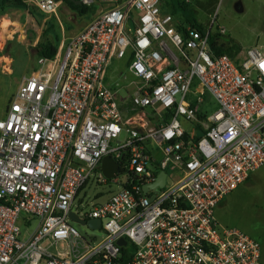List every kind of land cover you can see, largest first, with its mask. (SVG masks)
<instances>
[{
    "label": "built area",
    "instance_id": "built-area-1",
    "mask_svg": "<svg viewBox=\"0 0 264 264\" xmlns=\"http://www.w3.org/2000/svg\"><path fill=\"white\" fill-rule=\"evenodd\" d=\"M106 2L55 58H39L0 120V264H121V239L135 248L124 264H261L259 241L216 209L264 166V48L217 55L210 30L180 32L161 0ZM30 4L47 16L59 7ZM113 59H129L138 80L133 107L168 122L126 120L106 84ZM106 156L127 182L88 208L93 179L120 184L103 174ZM171 168L178 179L167 173L164 188L144 193ZM72 213L101 220L104 238L87 240Z\"/></svg>",
    "mask_w": 264,
    "mask_h": 264
},
{
    "label": "rangeland",
    "instance_id": "rangeland-1",
    "mask_svg": "<svg viewBox=\"0 0 264 264\" xmlns=\"http://www.w3.org/2000/svg\"><path fill=\"white\" fill-rule=\"evenodd\" d=\"M13 1L8 0V3ZM21 1L31 5L30 0ZM180 1L189 4L197 22L204 30H210L220 45L229 47V39H233L242 48V52L233 57L235 60L245 59L248 50L264 48V0ZM56 2L59 5L57 14L51 16L42 17L39 11V15L34 16L27 10L10 7L0 10V120L5 119L23 77L37 68L40 50L46 45H55V36L62 40L77 35L88 21L94 20L109 6L106 0H97L84 13L73 8L69 0ZM161 2L169 12L172 11L171 0ZM175 20L178 24L191 27L182 14L176 16ZM62 55L63 52L56 59L60 61ZM129 65V59H113L106 75V84L116 90V99L126 120L135 118L133 122H136L138 129V124L144 123L149 129L156 128L161 122L151 110H138L131 104L138 80L130 73ZM127 136V133H123L121 140ZM148 149L151 150V144H148ZM166 172L176 179L181 176L175 168ZM119 179L120 184L109 181L105 185L93 179L81 198H85L88 208L102 205L121 191L122 185L127 182V175L121 173ZM218 211L224 226L239 229L259 241L261 264H264V166L254 172L243 186L226 196ZM74 227L89 241H100L105 236L104 231L92 230L87 225L75 223Z\"/></svg>",
    "mask_w": 264,
    "mask_h": 264
},
{
    "label": "trees",
    "instance_id": "trees-1",
    "mask_svg": "<svg viewBox=\"0 0 264 264\" xmlns=\"http://www.w3.org/2000/svg\"><path fill=\"white\" fill-rule=\"evenodd\" d=\"M80 0H69V4L75 8L76 10H80L83 11L85 13V10L87 9V6L83 7L84 5H77L76 2H78ZM162 3V2H161ZM163 4V3H162ZM164 5V4H163ZM8 7L10 8H15V9H19V10H27L29 11L30 14L34 15V16H38V10L31 6L28 5L27 3H24L21 0H14L11 3H8V0H0V10H4L7 9ZM171 9H172V14L174 16V18L176 16H178L179 14H182L186 20V22L195 29H198L201 32H205L206 30H204V28L197 22L196 18H195V13L193 11V9H191V7L189 6V4H187L186 2H182L180 0H171V5H170ZM170 9V8H169ZM41 15V14H40ZM42 17L44 16L43 14L41 15ZM48 27L52 30L53 28L51 27V25L48 24ZM177 27L178 30L180 32H185L186 28L184 25L182 24H178L177 23ZM60 38L58 36H55V45H46L42 48V50H40L39 54H40V58L41 57H45L48 59H52L55 58L58 51H59V47H60ZM229 47H226L224 45H220L218 42V38L215 37V35H211L210 37V45L212 50L215 52V54L217 55H228L231 58H233L234 56L239 55L242 52V48L236 44V42L233 39H229ZM234 59V58H233ZM132 104V103H131ZM170 119V116L166 115L163 119H159V121L161 123H166L168 122V120ZM198 138L201 137V134L199 133L197 135ZM127 160V158H125V161ZM125 188L127 189H131V186L129 184L125 185ZM134 251L135 248L132 245H129L127 247H124L121 249V255L122 257L120 258L119 263H127L131 260V258L134 255Z\"/></svg>",
    "mask_w": 264,
    "mask_h": 264
},
{
    "label": "water",
    "instance_id": "water-1",
    "mask_svg": "<svg viewBox=\"0 0 264 264\" xmlns=\"http://www.w3.org/2000/svg\"><path fill=\"white\" fill-rule=\"evenodd\" d=\"M76 4L82 5V2L78 1V2H76ZM130 26L132 29H134V22L132 20L130 21ZM102 172L107 179L113 180L120 173V163L115 161L111 156H106L102 162ZM166 179H167V172L162 171L160 173L159 177L157 178L156 182H154L150 186L144 187V193L147 194L149 189H152L155 192H157L158 188H164L166 185ZM150 199L152 200L153 197H151ZM71 218L77 224L87 225L92 230L100 229L101 224H102L101 220H99V219H92L90 221H84V220L80 219L75 213L71 214ZM118 245L120 247H127L128 242L125 239H121V240H119Z\"/></svg>",
    "mask_w": 264,
    "mask_h": 264
},
{
    "label": "crops",
    "instance_id": "crops-1",
    "mask_svg": "<svg viewBox=\"0 0 264 264\" xmlns=\"http://www.w3.org/2000/svg\"><path fill=\"white\" fill-rule=\"evenodd\" d=\"M40 14H41V13H40ZM94 19H95V18H94ZM92 21H93V20H92ZM92 21H91V22H92ZM91 22L88 21L86 26H88ZM86 26H84V28H85ZM80 32H81V31H80ZM80 32H79V33H80ZM152 148H153V147H151L152 152L155 153V150H153ZM228 196H229V195H228ZM223 203H224V200L220 203V205H219V206L217 207V209H216V215H217V217L220 219V222H222V217H221V215H220V212L218 211V208H219ZM222 223H223V222H222ZM223 224H225V223H223Z\"/></svg>",
    "mask_w": 264,
    "mask_h": 264
}]
</instances>
